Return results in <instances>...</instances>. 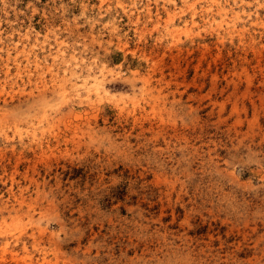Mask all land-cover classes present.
Segmentation results:
<instances>
[{"label":"rangeland","instance_id":"374dc122","mask_svg":"<svg viewBox=\"0 0 264 264\" xmlns=\"http://www.w3.org/2000/svg\"><path fill=\"white\" fill-rule=\"evenodd\" d=\"M0 264H264V0H0Z\"/></svg>","mask_w":264,"mask_h":264}]
</instances>
